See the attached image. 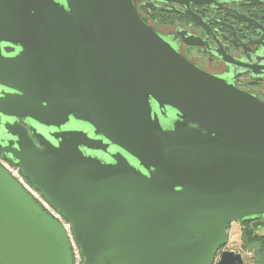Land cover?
<instances>
[{
  "label": "water",
  "instance_id": "water-1",
  "mask_svg": "<svg viewBox=\"0 0 264 264\" xmlns=\"http://www.w3.org/2000/svg\"><path fill=\"white\" fill-rule=\"evenodd\" d=\"M0 129L82 264H243L231 223L264 228V102L189 63L133 0H0ZM0 264H72L1 166Z\"/></svg>",
  "mask_w": 264,
  "mask_h": 264
},
{
  "label": "flooded vegetation",
  "instance_id": "flooded-vegetation-1",
  "mask_svg": "<svg viewBox=\"0 0 264 264\" xmlns=\"http://www.w3.org/2000/svg\"><path fill=\"white\" fill-rule=\"evenodd\" d=\"M133 3L138 15L189 63L264 102V0ZM0 137L10 138L1 129Z\"/></svg>",
  "mask_w": 264,
  "mask_h": 264
},
{
  "label": "built area",
  "instance_id": "built-area-1",
  "mask_svg": "<svg viewBox=\"0 0 264 264\" xmlns=\"http://www.w3.org/2000/svg\"><path fill=\"white\" fill-rule=\"evenodd\" d=\"M0 166L2 168H4L10 174V176L21 185V187L39 204V206L48 215H50L53 219H55L56 221H58L62 225L65 232L67 233V236H68V239L70 242L72 264H77V260L79 259L80 256L82 257V255H81V252H80L78 245L76 244V242L74 240L73 234H72L71 229H70V224L58 213V211L55 208H53L46 201L44 196L26 180V178L22 175L19 167H17L15 165L9 163L8 161L4 160L1 156H0ZM263 230H264V228H263ZM71 238H73V243H72ZM74 243L76 244V246L73 245Z\"/></svg>",
  "mask_w": 264,
  "mask_h": 264
},
{
  "label": "trees",
  "instance_id": "trees-1",
  "mask_svg": "<svg viewBox=\"0 0 264 264\" xmlns=\"http://www.w3.org/2000/svg\"><path fill=\"white\" fill-rule=\"evenodd\" d=\"M238 223L241 225V248L253 252L255 264H264V233L259 234L260 229H253L250 222Z\"/></svg>",
  "mask_w": 264,
  "mask_h": 264
},
{
  "label": "rangeland",
  "instance_id": "rangeland-1",
  "mask_svg": "<svg viewBox=\"0 0 264 264\" xmlns=\"http://www.w3.org/2000/svg\"><path fill=\"white\" fill-rule=\"evenodd\" d=\"M258 233L263 234L264 233L263 228L258 230ZM240 236H241V225L238 222H232L229 229H228L227 242H226V245L223 248V250H231V251H234L236 253H241V255L243 257V264H255L253 252L247 251V250H244L241 248ZM71 240L73 243V238H71ZM73 245L76 246L75 243ZM217 259H218V255L216 256L215 261ZM82 262H83V258L80 256L79 259L77 260V264H82Z\"/></svg>",
  "mask_w": 264,
  "mask_h": 264
}]
</instances>
